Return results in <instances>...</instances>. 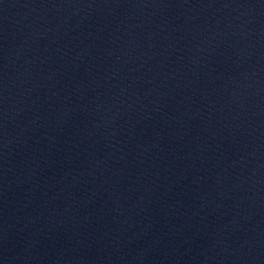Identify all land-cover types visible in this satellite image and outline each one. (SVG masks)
Wrapping results in <instances>:
<instances>
[{"label": "water", "instance_id": "water-1", "mask_svg": "<svg viewBox=\"0 0 264 264\" xmlns=\"http://www.w3.org/2000/svg\"><path fill=\"white\" fill-rule=\"evenodd\" d=\"M0 264H264V0H0Z\"/></svg>", "mask_w": 264, "mask_h": 264}]
</instances>
